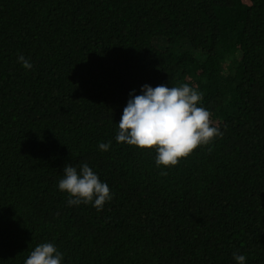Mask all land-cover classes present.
Segmentation results:
<instances>
[{"label":"trees","instance_id":"1","mask_svg":"<svg viewBox=\"0 0 264 264\" xmlns=\"http://www.w3.org/2000/svg\"><path fill=\"white\" fill-rule=\"evenodd\" d=\"M145 84L202 93L223 135L171 167L118 143ZM85 163L99 211L58 187ZM46 242L61 264H264V0H0V264Z\"/></svg>","mask_w":264,"mask_h":264},{"label":"clouds","instance_id":"2","mask_svg":"<svg viewBox=\"0 0 264 264\" xmlns=\"http://www.w3.org/2000/svg\"><path fill=\"white\" fill-rule=\"evenodd\" d=\"M18 61L25 69H31V63L24 56H19ZM134 92L129 94L130 99L123 109L116 141L141 149H155L157 166H176L197 147L223 135L212 125L211 113L198 106L202 93L188 84L178 87L145 84L141 94L134 95ZM110 143H100V150H108ZM63 173L58 187L69 194V205L91 203L99 211L112 198L108 184L101 182L88 164H82L79 172L66 164ZM233 256L238 264H245L244 255L233 253ZM62 258L63 254L54 244L46 242L37 245L24 264H61Z\"/></svg>","mask_w":264,"mask_h":264},{"label":"rangeland","instance_id":"3","mask_svg":"<svg viewBox=\"0 0 264 264\" xmlns=\"http://www.w3.org/2000/svg\"><path fill=\"white\" fill-rule=\"evenodd\" d=\"M154 44L161 48V49H165L166 45H167V42L165 41L164 38H155L154 39ZM176 49L178 50H183V49H190L189 45L188 44H178L176 46ZM197 54V53H195Z\"/></svg>","mask_w":264,"mask_h":264}]
</instances>
